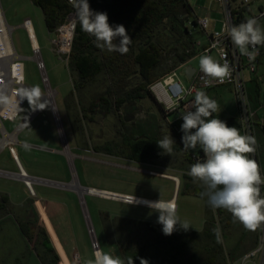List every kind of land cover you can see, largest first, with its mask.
I'll return each mask as SVG.
<instances>
[{"label":"rangeland","instance_id":"obj_1","mask_svg":"<svg viewBox=\"0 0 264 264\" xmlns=\"http://www.w3.org/2000/svg\"><path fill=\"white\" fill-rule=\"evenodd\" d=\"M187 1L193 18L208 19V32L221 30L224 17L222 9L217 3L209 0ZM240 1L237 0L238 3ZM260 5L264 7V0H253L250 4L251 13L258 14ZM0 6L7 25L14 28L11 39L15 52L22 58L24 86L30 89L38 85L43 94L44 88L40 76L34 61L31 60L30 42L27 33L21 27L25 19L31 21L34 38L40 49L51 89L55 91V105L60 120V124L58 123L57 126L49 106L43 110L33 111L26 99L15 121L2 123L7 132L17 129L15 139L20 144H15L14 147L21 164L29 175L67 184L75 178L81 187L149 200L162 199L166 201L172 197L175 185L169 176L175 177L178 179L180 187L176 192L177 215L182 221H187L191 225L187 230L201 231L205 220L208 219L213 222L215 228L219 227L221 230L220 244L223 254L217 256L216 260L224 259V264H264V252L246 258V255L257 247L262 223L254 230L246 229L239 222H233L232 216L229 218L231 213L228 211L224 210L223 213H219L207 204L206 198L201 197V194L195 196L190 193V190L193 189L199 193L203 191L201 184L194 183L188 175L192 165L188 158L190 154H196L197 149L184 150L180 140L172 131L171 124L178 121L176 112H165L156 101L154 94L149 92L142 99L124 104L117 113L112 112L105 115L103 109L97 108L94 113H88V116L92 117V121L82 119L80 124L76 125L75 119L80 113V109L88 107L90 101L99 95L106 94L107 83L100 76L96 82L82 91L78 105L74 104L67 96L72 90V82L76 75L70 69L69 64L61 62L58 56L52 52L50 45L52 32L47 31L40 8L34 6L30 0H0ZM258 22L264 28V16ZM190 26L191 21H189ZM191 36V41L199 42L200 45L194 47L196 56L188 62V66L198 69L199 58L204 55L202 50L206 47L207 41L205 34L197 26L196 28L192 27ZM157 39L164 49L163 57L169 59L166 65L173 67L172 61L175 58L173 48H180L181 42H178L177 38L167 35H161ZM211 56L215 58V54L211 53ZM183 68L178 70V75L182 83L186 84ZM263 71V68L259 69L258 74L262 77L256 82H249L247 88L250 106L253 110H257L256 117L259 120L264 118ZM139 81L138 75H134L113 92L117 96L124 95L132 90ZM207 95L215 99L219 106V110L213 113L210 118L226 121L228 126L236 127L241 134H244L240 123L239 100L233 87L220 86L210 90ZM122 124L123 126H121ZM79 126L83 131L79 129ZM120 129H125L127 134L138 139L158 138L161 140L165 134L170 132L175 141L173 153L171 155L163 154L161 158L155 159L151 164H143L93 151V146H101L106 142L118 140ZM252 136L256 140L253 153L257 156L264 177V134L255 126ZM16 152L14 151L13 156L17 155ZM248 155L250 156L251 153ZM0 170L7 172L16 170L7 149H0ZM15 173L18 174V171ZM154 173L161 175H154ZM8 178L13 177L0 176V188L7 187L9 191L7 192L6 189L5 192L10 196L27 199L25 189L18 185L17 181ZM33 188L36 198L30 197L24 207L27 209L32 230L38 228L41 231L43 229L49 239L51 238L50 242L55 246L54 252L60 256H58V264H63L61 253L67 259L68 264H86L87 261L95 259L82 208L84 215L85 213L88 215L100 252L113 257L121 258L115 242L120 247L122 239L117 235L116 226L120 227L123 224L122 218L139 219L161 225L157 222L159 213L147 206L92 195L84 196L83 206L82 203L80 205L78 196L65 187L36 184ZM35 200H39L44 209L41 212L42 219ZM44 217L48 225L45 223ZM16 219L19 222L23 219L18 212ZM48 220L52 221L63 245L70 249L69 258L65 255ZM10 227L8 222L0 225V261L14 263L15 259L23 253V241L17 238ZM177 228L182 229L179 226ZM214 242V240L211 242L206 251L201 246L193 244V253L203 256V258L212 259L215 252Z\"/></svg>","mask_w":264,"mask_h":264},{"label":"trees","instance_id":"obj_2","mask_svg":"<svg viewBox=\"0 0 264 264\" xmlns=\"http://www.w3.org/2000/svg\"><path fill=\"white\" fill-rule=\"evenodd\" d=\"M30 2L40 8L49 33L63 23L70 11L64 0H30ZM88 3L91 10L106 12L110 25H124L132 41L127 45L128 50L125 53L101 50L93 43L94 37L83 32L77 21L67 63L76 78L72 82V90L67 98L78 105L82 91L96 82L100 76L107 83L108 91L90 101L88 107L80 109L75 119L76 125H79L82 119L92 121L88 113H94L97 108L103 109L104 114L109 115L112 112L117 113L124 104L144 98L153 83L173 68L196 56L195 42L191 41V29L196 28L197 19L192 17L187 0H88ZM189 21H191L190 27ZM161 35L177 38V41L181 42L180 48H173L175 52L173 67L166 65L169 59L163 57L164 49L157 39ZM263 57L264 44H261V58ZM134 75H138L139 83L124 95H115L113 91ZM181 124L182 122L178 120L171 124V128L183 147ZM79 129L83 131L80 126ZM119 134L118 140L93 146V151L143 164H151L155 159L161 158L162 150L156 143L158 138H134L127 134L125 129H120ZM190 193L195 196L201 194L195 189L190 190ZM216 210L223 213L225 209ZM231 216L230 214L229 218ZM121 220L123 224L120 227L116 226V231L122 239L119 253L125 264L129 261L133 264H141L142 260L147 261V264H224V259L216 260L217 256L223 254L222 246L217 242L213 232L215 226L209 219L201 233L176 228L171 235H165L162 231L163 226L158 224L132 218ZM44 221L47 224L46 219ZM19 225L25 237L31 240L33 233L26 232L27 224ZM40 232L44 236L41 245L46 252L40 259L46 263L45 256L52 253L53 249L45 230L42 229ZM213 240L215 252L212 259L193 253V244L201 246L206 251ZM58 249L61 252L59 246ZM61 256L62 263L68 264L62 253ZM54 259L53 264L59 258L55 256Z\"/></svg>","mask_w":264,"mask_h":264},{"label":"clouds","instance_id":"obj_3","mask_svg":"<svg viewBox=\"0 0 264 264\" xmlns=\"http://www.w3.org/2000/svg\"><path fill=\"white\" fill-rule=\"evenodd\" d=\"M76 10V18L81 30L92 37L93 43L101 50L127 52L132 41L122 24L110 25L106 12L91 10L88 0H70ZM217 36L220 33L216 34ZM228 35L241 55L252 58L257 51L256 46L264 44V28L254 17L248 18L239 25L232 26ZM251 47V50H250ZM199 68L204 74L205 83L211 86L213 80L223 81L232 71L229 64L216 61L211 55H201ZM21 98H26L32 110H43L47 102H41L40 87L33 86L24 90ZM219 110L215 99L206 92L198 91L189 110L180 115L183 123L181 142L184 150L195 149L203 152V161L191 165L188 175L194 183L203 187L201 197L213 209H225L231 213L233 222H239L246 229L254 230L264 222V197H261L260 185L264 183L260 166L248 154L255 151L256 140L253 136L241 134L236 127L228 126L226 121L210 118ZM157 146L161 154L171 155L175 144L170 132L158 140ZM147 206L159 213L157 222L161 224L165 235H171L179 226L187 230L191 225L182 221L177 215L174 201L159 199L146 201ZM217 241H221L219 227L213 229ZM86 264H125L120 257L95 253V259ZM128 264H133L129 261ZM141 264H147L142 260Z\"/></svg>","mask_w":264,"mask_h":264},{"label":"built area","instance_id":"obj_4","mask_svg":"<svg viewBox=\"0 0 264 264\" xmlns=\"http://www.w3.org/2000/svg\"><path fill=\"white\" fill-rule=\"evenodd\" d=\"M69 6L70 11L65 16L63 23L57 26L52 34L50 45L52 46V52L58 56L61 62L68 63V57L72 38L75 35V28L77 25L76 10L70 0H64ZM210 2L217 3L222 9L224 20L220 31L208 32L207 27L209 24L208 19H197V27L205 34L207 45L203 48L202 54L211 55L215 54V60L223 64L227 62L232 69L230 75L223 81L213 80L211 86L205 83L203 78L204 74L200 71V68L194 69L189 78L186 77L187 83L183 84L179 78L178 70L183 68L187 63L182 64L179 68L167 73L164 77L157 80L149 87V92H152L156 101L163 107L165 112H176L177 118L183 123L180 115L189 110L194 101L195 94L198 91L208 92L214 88L220 86L233 87L236 96L239 100V113L241 129L244 134L253 135L255 126H257L262 132H264V118L259 120L256 117V112L250 108L249 99L247 96V82L246 75L256 76L260 68L264 69V57L261 58V45H257V51L252 58L241 55L238 48L232 43L228 31L234 25H239L241 22H245L248 18H256L259 20L264 16V7L260 6L258 14H252L250 10V4L253 0H241L240 3L237 0H209ZM238 3V4H237ZM21 27L27 33L30 49L32 52L31 60L34 61L36 70L40 76L42 86L44 88L43 95L41 97L42 102L48 98L47 106H49L52 116L57 122L58 114L55 105V91L51 89L49 79L46 73L45 64L41 58L40 49L38 45H34L32 37L34 38L33 28L31 21L25 19L21 24ZM14 28L9 27L5 21L3 11L0 6V108L6 106L11 99L13 93L18 94L15 105L17 107L16 113L12 116L0 115V149H7L11 156V159L18 169V174L22 173L24 176L20 178L23 182L30 197H36L34 191V185L38 184L33 180H41L39 178L28 175L20 166L18 158L13 156L15 151V144L17 140L15 135L17 129L12 132L5 131L3 122L13 123L17 118L19 111L26 101V98H21V93L27 88L24 86V69L21 57L17 55L13 47L11 33ZM220 33L219 36L216 34ZM65 40V41H64ZM64 42V43H63ZM66 44V47L63 46ZM199 42H195V47L199 46ZM251 50V47H250ZM26 122V121H25ZM23 122V123H25ZM22 123V124H23ZM21 125V124H20ZM13 136L14 141H10L4 147H1L2 139L4 135ZM197 153L190 154L189 158L191 164H195L197 161H203V152L199 146H197ZM250 158H253L259 164L255 153H251ZM260 166V164H259ZM261 170V168H260ZM0 173L11 174L7 171L0 170ZM0 176H3L0 174ZM262 178V171H261ZM44 181V180H43ZM173 181V180H172ZM175 183V182H174ZM260 195L264 197V183L260 185ZM127 203V202H126ZM131 204V203H129ZM92 244L94 250L95 246ZM264 252V222H262V228L258 236L257 247L252 250L247 257H253L256 253Z\"/></svg>","mask_w":264,"mask_h":264},{"label":"crops","instance_id":"obj_5","mask_svg":"<svg viewBox=\"0 0 264 264\" xmlns=\"http://www.w3.org/2000/svg\"><path fill=\"white\" fill-rule=\"evenodd\" d=\"M260 6L258 7V9H260ZM188 62H186L187 64L183 68L184 70H186L187 67H190V66H188ZM263 73H264V71H263ZM261 77L262 76H259V74H257L255 77L254 76H251V75H248L246 77V82H247V85L246 86H247V88H248L249 82H256ZM250 108H251V106H250ZM263 110H264V106H263ZM254 111L257 114V110H254ZM17 144H20V143L18 142ZM30 147L37 148L35 146H30ZM43 150H46V149H43ZM15 152H16V149H15ZM14 156L18 158V162H19L21 168L26 172L25 168L23 167V165L20 162L18 153H17V155H14ZM15 168H16V166H15ZM17 171H18V169L16 168V170L14 172H10V173L11 174H17V173H15ZM158 175H161V174H158ZM170 177H172V176H169V178ZM8 179L17 181V184L20 185L22 188L25 189L26 196H28V197H27V199H20V198L14 197L12 195L10 196L7 193L9 191L8 188L7 187H1L0 188V225L1 224L2 225L5 224L6 222L9 223V225L11 226L10 228L13 229V231L17 235V238H19V239H21L23 241V243H22L23 244V253H22V255L19 258L15 259L14 263L6 262V261H0V264H53L54 263V260H55L54 257L57 256V254H55V252H54L55 247H54V244L53 243L51 244L52 245V249H53L52 253H48L45 256L46 257V263L42 262L41 259H40L41 255H43V253L45 252V248L41 245V241L43 240L44 236L41 234V232H40V230L38 228H35V230H32V228H31V225L32 224H31V222L29 220V216L27 214V209L24 207L26 205L28 199L30 198V196H29V194H28V192H27V190H26L23 182L20 179H18V178H14V179L13 178H8ZM39 179L44 180V181H49V180H46V179H43V178H39ZM49 182H52V181H49ZM54 183H57V182H54ZM60 184H67V183H60ZM178 184H179V181H178ZM178 184H175L174 185L172 197L169 199L170 201H174L175 203L177 201L176 200L177 199L176 198V192H177V189H178ZM6 189H7V192H5ZM68 190H70V189H68ZM70 191H72V190H70ZM100 191H105V190H100ZM72 192L74 193V191H72ZM106 192L113 193V194H117V195H124V194L114 193V192H110V191H106ZM134 197H136V196H134ZM137 198H139V197H137ZM142 199H145V198H142ZM118 200H120V199H118ZM145 200H147V201H157V200H149V199H145ZM169 200H167V201H169ZM17 212L19 214H21V218H23L22 220H20V222L16 219L17 218ZM41 212H42V210H41ZM12 214H14V215L12 216ZM48 221H49V224H50V226H51V228H52V230H53V232H54V234H55V236H56L59 244L61 245V247H62L65 255L67 256V258H69V250L70 249L68 248V246L63 245L60 237L57 234V231H56L55 227L52 224V221L51 220H48ZM205 223H206V220L204 222L203 229L201 231H198V232L197 231H192V232H196V233L203 232ZM19 224H27L26 226L28 227V229L26 230V232L28 231L31 234L33 233V238L31 240H28L25 237V235H24L23 231L21 230ZM116 229H117V227H116ZM187 231H191V230H187ZM115 244H116L117 249H118V252H119V245L117 244V242H115ZM99 251H100V249H99ZM57 262L55 264H58Z\"/></svg>","mask_w":264,"mask_h":264},{"label":"bare ground","instance_id":"obj_6","mask_svg":"<svg viewBox=\"0 0 264 264\" xmlns=\"http://www.w3.org/2000/svg\"><path fill=\"white\" fill-rule=\"evenodd\" d=\"M32 42H33L34 45L37 44L36 41H35V38H33V37H32ZM63 46L66 47V44H63ZM17 98H18V94L16 96V94L13 93L12 96H11L10 101L8 102V104L6 106H3V107L0 108V115L1 116L7 117V116H12L14 113H16L17 107L15 105V102H16ZM45 101L48 102V98H46ZM56 118H57V126H58V123L60 124V120H59V118L57 116H56ZM59 133H60V130H59ZM3 135H4V139H2L1 147H4L5 145H7V143L10 142V141H14V137L13 136H7L6 134H3ZM60 135H61V133H60ZM0 174L1 175H5V176H9V177H13V178H18V179L19 178H23L21 176H24L23 173L21 175L4 174V173H0ZM154 174L158 175L157 173H154ZM170 178H172V180L175 182V184H178V179L177 178H175V177H170ZM33 181L38 183V184H44V185L48 184V185H51V186H54V187H65L66 189L72 190V191H74V193H76V195L78 196V198H79L80 202L83 204V206H84L83 198H84L85 195L100 196V197H104V198L113 197L114 199H120L123 202L131 203V204H138V205H142V206H147V203H146L147 200L142 199V198H137V197L129 196V195H117V194L109 193V192H106V191H100V190L91 189V188L85 189L84 187H81L78 184V182H77V180L75 178H73V180L71 182H69L68 184H60V183H54V182L36 180V179H34ZM33 198H36V197H33ZM35 205H36V207H37V209H38V211L40 213V217L42 219L41 209L43 211H44V209H43V207H41L40 201L39 200H35ZM84 217H86L85 221L88 222L87 224L89 226V235L92 238L93 243L95 245L96 241H95L94 233L92 231V227L90 225L87 213H85ZM98 250H99L98 245H96L95 248H94V256H95L96 251H98Z\"/></svg>","mask_w":264,"mask_h":264},{"label":"water","instance_id":"obj_7","mask_svg":"<svg viewBox=\"0 0 264 264\" xmlns=\"http://www.w3.org/2000/svg\"><path fill=\"white\" fill-rule=\"evenodd\" d=\"M193 68H191V67H187L186 68V70H185V75H186V77L187 78H189V76H190V74H191V72H193ZM16 175H19V174H16ZM20 179V178H19ZM21 180V179H20ZM85 189H88L87 187H84ZM111 198H113V197H111ZM80 205H81V202H80ZM81 208H82V206H81ZM82 214H83V216H84V211H83V208H82ZM84 219H85V217H84ZM86 222V221H85ZM86 226H87V229H88V233H89V226H88V224H87V222H86ZM90 239H91V243L93 244V240H92V238L90 237Z\"/></svg>","mask_w":264,"mask_h":264}]
</instances>
